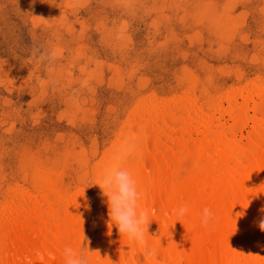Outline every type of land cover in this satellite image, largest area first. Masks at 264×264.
<instances>
[{"label": "rangeland", "instance_id": "1", "mask_svg": "<svg viewBox=\"0 0 264 264\" xmlns=\"http://www.w3.org/2000/svg\"><path fill=\"white\" fill-rule=\"evenodd\" d=\"M249 92L264 96V0H0V226L25 201L56 234L85 209L79 252L94 264L86 244L96 252L110 223L100 180L135 114L153 125L187 108L203 127ZM202 183L180 175L169 206Z\"/></svg>", "mask_w": 264, "mask_h": 264}, {"label": "bare ground", "instance_id": "2", "mask_svg": "<svg viewBox=\"0 0 264 264\" xmlns=\"http://www.w3.org/2000/svg\"><path fill=\"white\" fill-rule=\"evenodd\" d=\"M227 105L203 127L187 108L165 113L153 125L149 108L135 114L103 174L119 153H130L123 167L132 161L129 168L144 193L140 207L150 213L147 239L156 256L146 258L109 223L94 264H252L255 247L246 236L264 206V96L249 92ZM191 169L203 183L186 215L178 218L174 210L180 206L169 204L178 178ZM100 186L101 180L98 197ZM205 208L213 213L208 227L201 223ZM87 213L73 207L56 234L55 217L48 220L26 201L14 207L0 226V264H64L66 246L79 252Z\"/></svg>", "mask_w": 264, "mask_h": 264}, {"label": "clouds", "instance_id": "3", "mask_svg": "<svg viewBox=\"0 0 264 264\" xmlns=\"http://www.w3.org/2000/svg\"><path fill=\"white\" fill-rule=\"evenodd\" d=\"M129 155V152H121L117 155L111 167L103 174L100 188L107 197L110 223L118 229L120 236L126 237L129 242L143 250L146 258L152 259L156 256V251L149 245L147 239L150 236L149 225L152 221L149 211L140 207L144 193L138 189L132 172L123 167V162ZM187 211V207L182 206L174 210V214L178 218H183ZM212 218L213 213L205 208L201 223L208 227ZM258 226L264 232V218L259 221ZM86 248L88 253H99L89 251L87 244ZM135 251L134 247L133 255ZM62 255L64 264H89V257L83 250L77 252L76 249L66 246ZM37 257L40 260L44 259L43 254L40 253H37Z\"/></svg>", "mask_w": 264, "mask_h": 264}]
</instances>
